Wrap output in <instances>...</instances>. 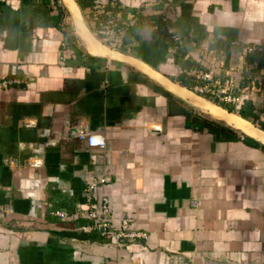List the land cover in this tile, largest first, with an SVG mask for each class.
Segmentation results:
<instances>
[{"label":"crops","instance_id":"obj_1","mask_svg":"<svg viewBox=\"0 0 264 264\" xmlns=\"http://www.w3.org/2000/svg\"><path fill=\"white\" fill-rule=\"evenodd\" d=\"M72 1L93 36L96 12L140 30L94 54L65 0H0V264H264V149L163 81L210 47L264 88L230 46L264 42V0ZM86 123L104 148L71 134ZM99 175L91 196L147 238L85 229Z\"/></svg>","mask_w":264,"mask_h":264},{"label":"built area","instance_id":"obj_2","mask_svg":"<svg viewBox=\"0 0 264 264\" xmlns=\"http://www.w3.org/2000/svg\"><path fill=\"white\" fill-rule=\"evenodd\" d=\"M96 24V37L110 46H117L123 42L124 30L115 15L108 11L100 17L96 12L92 17ZM232 48L240 49L242 62L251 55L264 52V42L258 44H244L239 41L231 42ZM227 51L204 47L200 49L194 57L198 64L196 67L183 69L193 82V92L214 103L237 107L245 98H252L259 95L264 100V89L261 83L250 80L248 84L242 86L244 67L227 65ZM74 137L85 141L89 147L104 148L106 141L104 138L92 135L88 124L78 125L77 129L71 133ZM108 179L104 175L90 176L88 178L87 192L89 200L88 217L93 224L86 227L99 232L101 235L113 236L119 244L133 242L138 239L147 238L146 233L131 229V220L125 218L120 226L113 224L109 215V204L106 198L94 199L91 194L102 184H106ZM172 264H193L192 262L180 260Z\"/></svg>","mask_w":264,"mask_h":264},{"label":"bare ground","instance_id":"obj_3","mask_svg":"<svg viewBox=\"0 0 264 264\" xmlns=\"http://www.w3.org/2000/svg\"><path fill=\"white\" fill-rule=\"evenodd\" d=\"M67 6L69 7L77 27L79 34L82 35L84 40L87 43L88 49L94 54H111L115 55L113 52H109L110 50L103 46L98 40L94 38V36L90 33L87 29L81 14L79 13L76 5L72 0H65ZM164 83L172 89V91L183 98L184 100L188 101L191 105L197 107L201 111L209 114L210 116L223 121L224 123L232 126L240 131L245 132L249 136L257 139L264 143V132L259 130L258 128L254 127L249 121H245L241 117L229 113L226 110H223L219 106L215 105L214 103L205 100L186 87L179 86L175 83H170L167 80H163ZM163 83V82H162Z\"/></svg>","mask_w":264,"mask_h":264},{"label":"trees","instance_id":"obj_4","mask_svg":"<svg viewBox=\"0 0 264 264\" xmlns=\"http://www.w3.org/2000/svg\"><path fill=\"white\" fill-rule=\"evenodd\" d=\"M123 28L126 31V36L123 39L124 43L128 44L129 42H132V40L137 38L140 27L132 26V27H123ZM166 29H167V25L161 23L158 32L155 34V38L157 39V41L161 42L162 38L159 37V33L161 34V32L166 31ZM165 38H166V33H165ZM161 45H162L161 48L167 51L168 45H165L164 43H162ZM185 54H186V50L184 48H178V53L176 55V63L178 65L191 67L192 65L191 61H186V62L183 61ZM248 61L250 63H257L261 68H264V52L261 54L248 56ZM178 81L180 82V84L193 91L194 84L192 80L189 77H187L185 74H181L180 77L178 78ZM217 104L223 107L224 109H226L228 112L234 113L242 117L243 119L251 121L253 124L264 130V100L259 95L252 98H245L242 101V103L237 107L228 106L219 103ZM244 142L250 146L264 149V146L258 141L254 140L253 138L246 136Z\"/></svg>","mask_w":264,"mask_h":264},{"label":"water","instance_id":"obj_5","mask_svg":"<svg viewBox=\"0 0 264 264\" xmlns=\"http://www.w3.org/2000/svg\"><path fill=\"white\" fill-rule=\"evenodd\" d=\"M69 12H70V10H69ZM70 14H71V12H70ZM94 38L96 39V40H98L100 43H102L96 36H94ZM192 91V90H191ZM196 94V93H195ZM198 95V94H197ZM199 97H201V98H203V99H205V100H208V101H210V102H212V103H214L213 101H211V100H209V99H206V98H204V97H202V96H200V95H198ZM180 97V96H179ZM182 100H184L183 98H182ZM188 105H190V106H192L193 108H195L196 110H198V111H201L200 109H198L197 107H195V106H193V105H191L190 103H188V101H186V100H184ZM215 105H217V106H219V107H221L220 105H218V104H216V103H214ZM222 109H224L223 107H221ZM224 110H226V109H224ZM227 111V110H226ZM202 112V111H201ZM228 112V111H227ZM230 113V112H229ZM234 114V113H233ZM236 115V114H235ZM238 116V115H237ZM240 117V116H239ZM242 118V117H241ZM243 119V118H242ZM245 121H248V120H246V119H244ZM250 122V121H249ZM254 127H256V128H258L259 130H261V131H263L264 132V130L263 129H261L260 127H258V126H256L255 124H253L252 122H250ZM252 138V137H251ZM254 139V138H253ZM256 140V139H255ZM258 141V140H257ZM258 142H260V141H258ZM260 143H262V142H260ZM263 144V143H262Z\"/></svg>","mask_w":264,"mask_h":264}]
</instances>
